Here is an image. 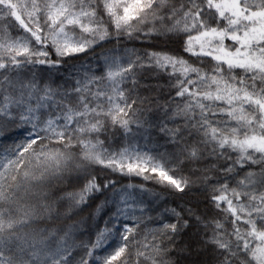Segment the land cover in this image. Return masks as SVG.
<instances>
[{
	"label": "snow or ice",
	"instance_id": "1",
	"mask_svg": "<svg viewBox=\"0 0 264 264\" xmlns=\"http://www.w3.org/2000/svg\"><path fill=\"white\" fill-rule=\"evenodd\" d=\"M16 130L0 264H264V0H0Z\"/></svg>",
	"mask_w": 264,
	"mask_h": 264
},
{
	"label": "trees",
	"instance_id": "2",
	"mask_svg": "<svg viewBox=\"0 0 264 264\" xmlns=\"http://www.w3.org/2000/svg\"><path fill=\"white\" fill-rule=\"evenodd\" d=\"M91 53L89 54V57H91ZM23 130H16L8 133V139L5 140L4 138H0V146L6 144V143H12L14 139L19 138L21 135H23ZM122 184L132 183V184H145L147 187H153L151 182H145L142 180V178L139 177H125L121 179ZM157 191L160 189L157 188ZM167 198V203L169 206H176L177 204H180L181 197L179 196H172L169 195L167 192L162 193ZM184 199H188V197H185ZM85 216H87V212L84 213ZM109 218V213L107 209L102 211L98 216H96L91 222L89 226H86L85 228V234L83 235L84 240L88 239H95L96 231L97 229H103L105 227V221ZM110 243H115V241H111ZM105 250L103 248L98 249L97 253L99 255H104ZM194 259V257H192Z\"/></svg>",
	"mask_w": 264,
	"mask_h": 264
}]
</instances>
